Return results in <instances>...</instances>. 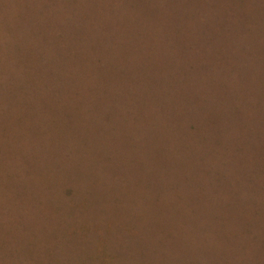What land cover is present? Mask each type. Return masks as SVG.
Wrapping results in <instances>:
<instances>
[{
	"label": "rangeland",
	"instance_id": "374dc122",
	"mask_svg": "<svg viewBox=\"0 0 264 264\" xmlns=\"http://www.w3.org/2000/svg\"><path fill=\"white\" fill-rule=\"evenodd\" d=\"M0 264H264V0H0Z\"/></svg>",
	"mask_w": 264,
	"mask_h": 264
}]
</instances>
